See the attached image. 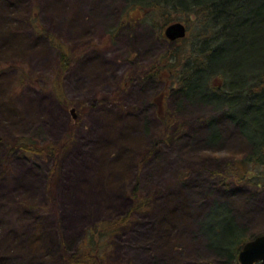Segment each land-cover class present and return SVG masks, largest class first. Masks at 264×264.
Masks as SVG:
<instances>
[{"label": "rangeland", "instance_id": "obj_1", "mask_svg": "<svg viewBox=\"0 0 264 264\" xmlns=\"http://www.w3.org/2000/svg\"><path fill=\"white\" fill-rule=\"evenodd\" d=\"M127 3L0 0L5 86L0 98H7V89L21 105L18 110L25 109L22 113L33 120L21 132L8 133L0 124V143L22 136L41 143L73 140L57 164L52 158L16 156L2 165L7 174L0 175V264H70L86 252L90 229L122 217L130 219L125 227L96 238L103 241L94 251L100 264H240L224 255L242 238V229L247 239L264 234V193L226 178L251 147L224 109L178 96L169 89L170 77L176 79L172 73L167 82H133L124 89L133 69L159 65L166 52L188 51L198 38V24L185 22L183 8L170 9L173 21L188 26L183 41L175 44L158 35L152 15L136 26L125 20ZM131 10L130 16L139 15ZM122 20L127 23L121 27ZM64 53L69 66L59 74ZM57 87L66 105L56 96ZM159 114L166 121L173 115L178 127L166 131ZM212 116L221 135L216 144L209 142L204 126ZM172 129L178 133L173 140ZM106 138L113 142L102 151ZM77 148L84 150L68 165L83 173L69 180L64 165ZM105 149L111 164L101 159ZM226 208L242 229L226 218ZM27 209L35 211L36 221L24 217ZM35 228L38 243L31 236Z\"/></svg>", "mask_w": 264, "mask_h": 264}, {"label": "trees", "instance_id": "obj_2", "mask_svg": "<svg viewBox=\"0 0 264 264\" xmlns=\"http://www.w3.org/2000/svg\"><path fill=\"white\" fill-rule=\"evenodd\" d=\"M129 8L125 9V20H131L134 26L147 20V15H152L153 26H157V33L160 37L165 34V29L172 23L183 22L173 21L170 16L173 11L170 9L183 8L188 13L185 22L189 25L198 24L197 40L193 41L188 51L166 52L162 54L158 64L152 68L133 69L124 82L125 86L137 82L139 85L156 79L168 81L170 77L171 88L178 96L190 101L208 104L214 107L223 108L224 116L230 120L238 131L249 143L251 149L245 158L236 161L229 167L226 178L234 180L240 188L250 189L257 194L264 193V0H127ZM131 6V7H130ZM141 6V7H140ZM138 9L139 15H131V9ZM144 11L148 14L141 15ZM172 12V13H171ZM195 17V18H194ZM121 21V27L127 23ZM124 21V22H123ZM184 23V22H183ZM185 23V25L187 26ZM125 27V26H124ZM188 28V26H187ZM115 29L119 30V27ZM166 36V35H165ZM184 38L173 41L177 44ZM160 58V57H159ZM66 54H62L60 66L57 70L63 74L68 68ZM180 71L176 74L177 65L182 60ZM239 61L232 64L230 61ZM232 66H231V65ZM174 73V74H173ZM167 77V78H166ZM56 96L60 101L67 104L68 100L57 87ZM170 127H178L173 115L164 120L163 115H158ZM178 120V119H177ZM205 128L208 132V140L211 143H218L221 139L216 117H208L205 121ZM181 126V125H180ZM181 126V130L183 129ZM170 133L163 132V136L174 139L178 136L177 129ZM181 133V132H179ZM160 141V140H159ZM154 143V149L158 142ZM73 144L72 136H67L63 141L51 143L38 139L20 137L5 140L3 145L7 150V160L16 156L52 158L55 164L60 160L65 151ZM152 146V147H153ZM151 151H154L153 149ZM57 167V165H54ZM55 171V167L52 168ZM52 173L49 176L53 181ZM133 196L136 198V191ZM223 206L222 204L215 203ZM138 208L135 206L134 209ZM227 219L237 226L234 214L229 208L223 209ZM130 219L122 217L109 221L102 225H95L90 229L84 239L85 253L74 256L70 264H100L102 260L100 251L102 242H97V236L102 238L112 232L120 230L127 225ZM241 228V227H239ZM242 229V228H241ZM242 238L237 240L233 248L226 256L227 261L238 263V254L247 241V236L242 229ZM93 251V252H92ZM217 251V250H216Z\"/></svg>", "mask_w": 264, "mask_h": 264}, {"label": "crops", "instance_id": "obj_3", "mask_svg": "<svg viewBox=\"0 0 264 264\" xmlns=\"http://www.w3.org/2000/svg\"><path fill=\"white\" fill-rule=\"evenodd\" d=\"M0 92H2L5 88L4 84L1 83L0 81ZM8 90L6 89L5 91V95H7V98L6 97H2L0 99V114H2L3 118L0 119V124L3 126V128L5 129L4 131L7 130L8 133H12V132H21L22 130H29L30 127L33 125V120L30 118L31 114H29L28 112V115L27 114H23L25 112V109L20 112L18 109H20V104H16L14 103V100L12 96H9L8 95ZM13 101V103L11 102ZM31 124V126L29 125ZM27 126V127H25ZM1 127V126H0ZM26 132V131H25ZM113 142V141H110V143ZM110 143H109V140L106 138V141L104 143V145H101L100 146V149L103 151L104 148H108V145L110 146ZM84 146V145H82ZM0 175H3L5 176L7 173H4L2 174L3 171V164H2V160L4 158H6L7 156V150L5 148V146L3 145V142L0 143ZM81 150H84L82 148H77L73 153L72 155L70 154L66 161H65V164L67 162V165H64V168H65V173L67 175V177L69 178V180L72 179H75L76 178V173H80L82 174L83 171L81 172V170H76V168L74 169L73 167H71L70 165H68L69 163L73 162L79 155H81ZM101 155V154H100ZM108 149H105V151L103 152V155L101 156V159H103V162L104 161H108V164H111L112 160H110L108 158ZM106 157V159L104 160V158ZM23 158H31V157H26L24 156ZM15 159H17L16 157L12 159V161ZM20 159V158H19ZM32 159V158H31ZM106 164V163H105ZM82 168V167H80ZM27 171H31V170H27ZM106 171L104 170L103 168V173H105ZM72 189L73 188H77V186H73V184H70ZM26 190V189H25ZM73 200V198H72ZM21 209V208H20ZM14 211V209L12 210ZM27 211L30 212V214H25L24 217H27V218H30V219H34L35 221L38 219V216H36V213L35 211L31 212L30 210L27 209ZM72 218V215L70 216ZM74 219H77V214L74 215ZM33 232V231H32ZM31 232V233H32ZM36 234V228L34 229V232L31 234V236H35ZM32 236V237H33ZM33 241L35 243H38V239L36 238V236L34 237ZM32 245H34L32 243ZM31 244L28 245V249H30V251L34 250V247H30Z\"/></svg>", "mask_w": 264, "mask_h": 264}, {"label": "water", "instance_id": "obj_4", "mask_svg": "<svg viewBox=\"0 0 264 264\" xmlns=\"http://www.w3.org/2000/svg\"><path fill=\"white\" fill-rule=\"evenodd\" d=\"M187 26L183 22H175L165 29L167 39L174 41L184 38ZM238 260L240 264H264V234L250 239L242 246Z\"/></svg>", "mask_w": 264, "mask_h": 264}]
</instances>
